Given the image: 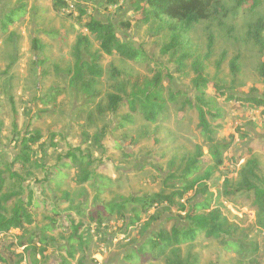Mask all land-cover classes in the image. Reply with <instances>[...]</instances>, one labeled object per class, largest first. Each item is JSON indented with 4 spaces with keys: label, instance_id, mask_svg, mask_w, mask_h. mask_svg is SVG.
I'll return each instance as SVG.
<instances>
[{
    "label": "rangeland",
    "instance_id": "obj_1",
    "mask_svg": "<svg viewBox=\"0 0 264 264\" xmlns=\"http://www.w3.org/2000/svg\"><path fill=\"white\" fill-rule=\"evenodd\" d=\"M68 1L70 9L56 12L51 0H0V22L19 10L5 31L0 26V170L8 191L34 202L32 224L0 234V264H165L164 257L137 259L135 250L163 228H187L189 221L180 206L195 203H207V211L219 209L238 226L231 240L238 241L240 249L224 245L228 236L200 237L174 248L183 263L264 264V230L257 223L256 211L242 204L246 193L238 189L241 170L252 158L258 166L252 182L264 187V79L258 74L264 64V48L247 35L250 25L260 22L264 26V6L252 13L239 12L233 0H223L220 15L200 21L189 32L190 63H204L210 75L217 76L231 93L258 101L249 107L205 89L206 97L222 112V119L214 122L219 124L216 138L230 142L223 163L206 181V193L196 188L180 201L154 205L146 211L131 205L93 223V214L102 204L130 196L167 194L183 184L184 164L201 143L195 111L180 108L181 100L194 98V73L190 64L184 72H177L173 59L160 53L169 35L165 19L137 23L128 0L117 4ZM90 18L111 20L119 37L142 47L147 59L106 56L98 95L87 98L70 87L69 78L75 62L73 48ZM121 22H129V26ZM88 37L93 52L98 43ZM34 40L41 45L37 53ZM234 57L239 73L231 82L229 61ZM158 70L164 75V94L176 91L178 102L167 104L155 122L137 116L122 126L126 109L108 112L106 96L127 78H150ZM36 134L39 139L30 146V162L23 164L17 160L22 139ZM254 144L251 155L239 158ZM74 148L92 160L85 181L80 180L76 168L63 165L65 153ZM203 151L206 153V148ZM209 167L200 163L196 176ZM57 169L62 172L58 174ZM55 181L61 182L60 190L53 186ZM72 223L80 224L77 235L83 243L70 241ZM33 232L43 238L34 245L35 257L31 246L19 245Z\"/></svg>",
    "mask_w": 264,
    "mask_h": 264
},
{
    "label": "trees",
    "instance_id": "obj_2",
    "mask_svg": "<svg viewBox=\"0 0 264 264\" xmlns=\"http://www.w3.org/2000/svg\"><path fill=\"white\" fill-rule=\"evenodd\" d=\"M51 7L54 11H62V8L68 6V0H51ZM117 4L119 0H106ZM132 8V19L140 24H146L152 20H166L169 29V35L160 48V53L168 55L173 59L175 70L184 72L190 64L194 77L191 80V89L194 92L193 100H181L180 108L193 109L196 114V129L200 135L201 143L195 146L194 153L186 160L182 178L183 184L177 190L168 192L167 194H151L143 197L130 196L120 202H109L98 206V210L93 214V223H101L102 215H113L121 209L128 206L136 205L141 207L143 211L148 210L154 205L164 203L172 204L180 201L183 197L197 189L202 193H206V181L209 179L212 171L217 169L223 163V154L230 147V142L218 140L216 138V130L219 124H215L216 120L222 119V112L216 108L214 101L206 97L205 89L211 88L213 92L226 99L237 102L241 105H256L257 99L253 96H242L231 93L225 83L217 76H211L204 63L194 61L192 48L189 39L191 29L202 20H206L212 16H218L223 11V0H128ZM234 9L242 12H256L264 6V0H233ZM19 10L9 13L3 17L0 22L2 30H6L7 26L17 18L15 16ZM81 13H83L81 11ZM124 27L129 26V22H121ZM85 33L81 34L73 48L75 62L69 78V85L76 91L81 92L85 97L92 98L98 95L97 85L104 76L102 63L106 56L117 55L121 59L128 61H145L147 55L142 47L135 46L133 43L123 41L115 30V26L111 20H100L90 18L83 24ZM263 24L256 22L249 26L247 35L254 40L259 46L264 48V39L262 37ZM88 36H93L98 43V48L91 52V41ZM212 41L209 38L208 47L210 48ZM41 45L33 41V51L37 53ZM85 52L86 58L83 57ZM229 71L231 82L237 78L239 73V65L237 58L234 57L229 61ZM258 74L264 79V64L260 65ZM164 75L158 70L155 71L150 78L130 79L121 83L115 91L106 96V110L110 113H116L121 107L126 109V114L121 120V125L125 126L133 122L137 116H141L148 122L157 121L164 113L167 104H175L178 102V93L175 91L164 94L162 87ZM248 103V104H247ZM39 135L33 138H23L21 142V152L17 156V160L23 164L30 162V146L36 143ZM264 145V144H263ZM256 144L250 145L240 154L239 158L249 156L253 153ZM206 148V153H204ZM63 162L70 164L79 172L80 180L85 181L89 177V167L92 160L88 155L84 154L80 148H74L65 153ZM68 163V164H67ZM200 163H208L210 167L201 176H196ZM247 166L241 170V181L239 190L246 193L242 204H247L257 213V223L264 230V187H259L252 182V178L256 177L258 169L255 158L249 159ZM58 174L61 169L56 170ZM12 177L14 173L10 172ZM6 177L4 172L0 170V234L9 232L10 230L22 229L26 225L33 223L32 211L34 202L31 198H21L14 192L6 189ZM60 181H55L53 186L60 190ZM208 204L195 203L189 207L180 206L182 211L186 212L189 221L187 228H172L170 231L161 229L153 238L135 250V258L140 260L153 259L156 260L164 257L165 264H188L183 263L178 253L173 252L174 248L182 244L193 242L203 237L205 239H217L228 236L230 239L224 242V245L231 246L232 249H240L238 241H232L239 228L231 222L219 209L208 210ZM80 224H71L70 241H78L83 243L81 236L77 235ZM43 238L40 233H32L27 239L20 241V246H31L33 257H35V243L42 242ZM170 254H167V253ZM70 257L72 255L69 254ZM3 258L0 256V260ZM134 259L132 256L131 261ZM78 264H81L79 261Z\"/></svg>",
    "mask_w": 264,
    "mask_h": 264
},
{
    "label": "built area",
    "instance_id": "obj_3",
    "mask_svg": "<svg viewBox=\"0 0 264 264\" xmlns=\"http://www.w3.org/2000/svg\"><path fill=\"white\" fill-rule=\"evenodd\" d=\"M71 7H72V4H69L68 6L62 8V11L67 10L68 8L70 9Z\"/></svg>",
    "mask_w": 264,
    "mask_h": 264
}]
</instances>
